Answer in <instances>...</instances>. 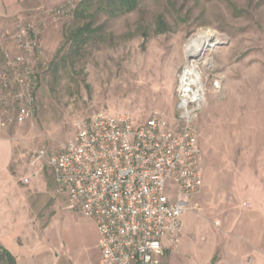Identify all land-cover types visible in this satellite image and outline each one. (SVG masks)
I'll use <instances>...</instances> for the list:
<instances>
[{
    "label": "rangeland",
    "instance_id": "obj_1",
    "mask_svg": "<svg viewBox=\"0 0 264 264\" xmlns=\"http://www.w3.org/2000/svg\"><path fill=\"white\" fill-rule=\"evenodd\" d=\"M77 3L56 18L30 9L7 31L25 21L42 27L36 111L25 123L6 128L14 144L13 166L25 171L39 152L58 153L72 139L75 123L97 112H127L137 122L158 115L173 124L178 73L185 63H198L205 98L193 123L196 135L202 120L209 126L247 123L255 130L256 168L264 174V0H140L123 16L98 13V42L54 72L65 36L80 25L72 18ZM199 32L215 38L190 59L185 49ZM0 44L10 46L6 33ZM38 165L50 178L44 159Z\"/></svg>",
    "mask_w": 264,
    "mask_h": 264
},
{
    "label": "built area",
    "instance_id": "obj_2",
    "mask_svg": "<svg viewBox=\"0 0 264 264\" xmlns=\"http://www.w3.org/2000/svg\"><path fill=\"white\" fill-rule=\"evenodd\" d=\"M71 9L65 4L47 15ZM6 34L10 46L0 44V128L21 125L35 113L43 63L40 24L25 21ZM175 95L173 124L158 115L137 122L127 112H97L75 123L58 153L41 151L31 162L44 159L56 191L95 225L98 264H167L165 243L177 246L180 215L202 186L193 128L205 98L198 63L180 69Z\"/></svg>",
    "mask_w": 264,
    "mask_h": 264
},
{
    "label": "crops",
    "instance_id": "obj_3",
    "mask_svg": "<svg viewBox=\"0 0 264 264\" xmlns=\"http://www.w3.org/2000/svg\"><path fill=\"white\" fill-rule=\"evenodd\" d=\"M79 1L0 0V36L30 9L47 14ZM197 132L202 186L180 215L176 248L165 243V262L264 264V174L256 168L255 130L245 122L202 120ZM13 149L0 128V248L15 264H98L95 225L64 203L42 164L13 166Z\"/></svg>",
    "mask_w": 264,
    "mask_h": 264
},
{
    "label": "trees",
    "instance_id": "obj_4",
    "mask_svg": "<svg viewBox=\"0 0 264 264\" xmlns=\"http://www.w3.org/2000/svg\"><path fill=\"white\" fill-rule=\"evenodd\" d=\"M139 1L80 0L72 11L73 20L78 21L80 25L65 36V48L59 49L56 58L52 62L55 63L54 72L59 69V63H74L82 57L83 51L88 45L98 42L102 27L94 26L96 14L103 12L113 17L123 16L135 11ZM0 264H15L13 257L2 248H0Z\"/></svg>",
    "mask_w": 264,
    "mask_h": 264
},
{
    "label": "bare ground",
    "instance_id": "obj_5",
    "mask_svg": "<svg viewBox=\"0 0 264 264\" xmlns=\"http://www.w3.org/2000/svg\"><path fill=\"white\" fill-rule=\"evenodd\" d=\"M215 35L206 32H199L191 39L186 46L185 52L188 58L194 59L200 56L214 40Z\"/></svg>",
    "mask_w": 264,
    "mask_h": 264
}]
</instances>
